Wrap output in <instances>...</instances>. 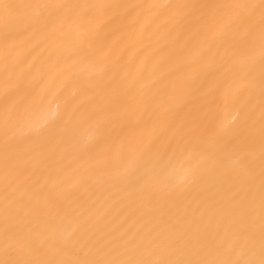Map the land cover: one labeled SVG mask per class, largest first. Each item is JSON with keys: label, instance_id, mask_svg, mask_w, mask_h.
Wrapping results in <instances>:
<instances>
[{"label": "bare ground", "instance_id": "bare-ground-1", "mask_svg": "<svg viewBox=\"0 0 264 264\" xmlns=\"http://www.w3.org/2000/svg\"><path fill=\"white\" fill-rule=\"evenodd\" d=\"M0 264H264V0H0Z\"/></svg>", "mask_w": 264, "mask_h": 264}]
</instances>
